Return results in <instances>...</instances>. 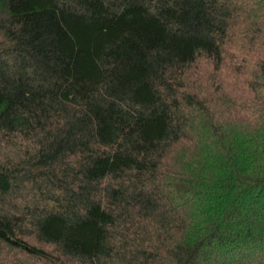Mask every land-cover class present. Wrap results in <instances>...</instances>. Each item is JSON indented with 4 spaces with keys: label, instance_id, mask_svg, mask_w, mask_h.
<instances>
[{
    "label": "trees",
    "instance_id": "1",
    "mask_svg": "<svg viewBox=\"0 0 264 264\" xmlns=\"http://www.w3.org/2000/svg\"><path fill=\"white\" fill-rule=\"evenodd\" d=\"M0 264H264V0H0Z\"/></svg>",
    "mask_w": 264,
    "mask_h": 264
}]
</instances>
